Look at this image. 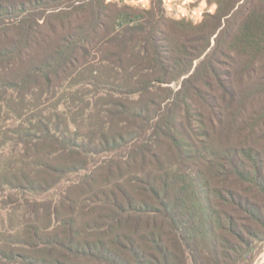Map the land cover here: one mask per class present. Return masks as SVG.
Returning <instances> with one entry per match:
<instances>
[{"label":"trees","instance_id":"trees-1","mask_svg":"<svg viewBox=\"0 0 264 264\" xmlns=\"http://www.w3.org/2000/svg\"><path fill=\"white\" fill-rule=\"evenodd\" d=\"M206 1L0 0V264L253 263L264 0Z\"/></svg>","mask_w":264,"mask_h":264},{"label":"built area","instance_id":"built-area-1","mask_svg":"<svg viewBox=\"0 0 264 264\" xmlns=\"http://www.w3.org/2000/svg\"><path fill=\"white\" fill-rule=\"evenodd\" d=\"M123 1L143 8L149 6V0ZM197 1L198 0H162L164 8L175 18L188 19L194 23L199 22L202 19L203 10H201L200 6L206 9L203 1ZM196 3H198L197 6L195 5Z\"/></svg>","mask_w":264,"mask_h":264},{"label":"rangeland","instance_id":"rangeland-1","mask_svg":"<svg viewBox=\"0 0 264 264\" xmlns=\"http://www.w3.org/2000/svg\"><path fill=\"white\" fill-rule=\"evenodd\" d=\"M106 1H111V2H119L120 4H126V5H130V6H135V7H139V6H136V5H133V4H129V3H126L124 2L123 0H106ZM199 1H203V4H205L206 6V9L203 8L202 6H200L201 10L204 11H209V12H213L215 10V5L214 4H208L206 0H198L197 2ZM161 3L163 4L162 0H161ZM149 4H150V0H149ZM198 3H196L195 5L197 6ZM50 5V4H49ZM48 5H42V7H47ZM163 8H164V5H162ZM140 8H143V7H140ZM165 13L168 17L170 18H173V19H178V18H175L173 15L170 14L169 11H167L165 8ZM180 19V18H179ZM188 20V19H187ZM43 21V18L40 19V22ZM256 255H255V258L253 260V263L252 264H264V243L262 246H259L257 249H256Z\"/></svg>","mask_w":264,"mask_h":264}]
</instances>
